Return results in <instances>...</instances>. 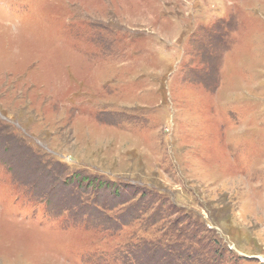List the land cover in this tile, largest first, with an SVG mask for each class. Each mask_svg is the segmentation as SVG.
<instances>
[{
  "label": "rangeland",
  "instance_id": "374dc122",
  "mask_svg": "<svg viewBox=\"0 0 264 264\" xmlns=\"http://www.w3.org/2000/svg\"><path fill=\"white\" fill-rule=\"evenodd\" d=\"M0 264H264V0H0Z\"/></svg>",
  "mask_w": 264,
  "mask_h": 264
},
{
  "label": "trees",
  "instance_id": "16d2710c",
  "mask_svg": "<svg viewBox=\"0 0 264 264\" xmlns=\"http://www.w3.org/2000/svg\"><path fill=\"white\" fill-rule=\"evenodd\" d=\"M133 256H134V254L132 255V257H133ZM134 258L137 259V260H140L139 258H137V256H136V257L134 256ZM137 260H136V261H137Z\"/></svg>",
  "mask_w": 264,
  "mask_h": 264
}]
</instances>
